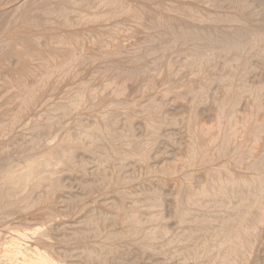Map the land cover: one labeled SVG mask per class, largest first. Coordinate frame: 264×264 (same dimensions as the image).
Here are the masks:
<instances>
[{"label":"bare ground","instance_id":"1","mask_svg":"<svg viewBox=\"0 0 264 264\" xmlns=\"http://www.w3.org/2000/svg\"><path fill=\"white\" fill-rule=\"evenodd\" d=\"M14 1L17 2V0H14ZM46 1L47 2H45L43 5L41 4L44 7H41L40 4H39L40 6L36 5L35 3L33 4V2H31L29 5L25 4L27 6L26 9H27L28 12L23 11V13H28V14H23V16L24 15H31L29 13L33 12L34 13L33 16L32 15H31L32 17L29 16L32 19L31 20L29 18V20H31L30 23L33 22V18L35 20L38 18L37 19V24H39L40 26L37 25L36 23H33V24H36L34 26L35 27L34 32H33V28H30V30H32V31H30V30L29 31L32 32V33H29L30 35H28L27 37L25 35H22V34H24V33H22L21 34L22 37H18L17 36V38H19V39H17L16 36H14V34H13L15 32V30L16 31L18 30V28L15 29V27H14L13 28L14 31H12V30L9 31L10 34H13V35H11L10 39L12 40V36H13L17 40L13 39L15 41H11V43L8 41L10 43V45H9V47H7L8 45L6 44L7 45L6 47L9 48L8 51L11 50V52H9V53H11L12 55L15 54L17 56L16 58L18 59V62L20 63L18 65H23V67H26L24 65L29 66L30 63L27 62V61H29L28 60L29 58H31L32 56H35V54H36L35 57L38 56L37 53H36L37 49H35L34 46H33V50H30L32 48V44L35 45L34 44V40H33L34 37L32 35H36V37L39 36L40 38L43 37V39H45L49 45L51 44L52 46L53 45L55 46V47H53L54 50L51 49L49 51L46 50V51H41V52L39 50L37 51L38 54H39V60L38 61L39 62H43V65L39 66V68H37V70L34 71V74L33 73L29 74L28 72L25 74L24 73V71L26 72L25 69H24V71H22L23 73H21V71H19V69H18V71L20 73L18 72L19 73L18 74L16 72L17 78H16V82H15V77L16 76L14 75L15 76L14 77L13 75H11L9 73L11 75L10 79L14 78L12 80V82L14 81V84H15L16 87H14V85H13L14 88L10 87V88L13 89L12 93L14 95H11V97L8 96V95L7 96L11 100H12L13 97H14V99H18L19 98L18 96H20L21 99L24 97L28 101L30 98H27V97H29V96H27V93L29 95V93L32 92V91H35V92L39 91L38 88H40L42 86L44 87V83H45L44 81L47 82V80H45V79L46 78L50 79L52 76H55V74H59V78L58 79H62L64 74L67 73V69H68L67 67H70V65L74 67L75 65L78 64V62H82L81 60L84 61V59H86L88 57L87 54H89V53H87V52L89 51L90 48L94 49L95 52L99 53L98 54L99 56H100V53H102L104 60H106V62L108 64H110L109 62H111V61L115 62L116 60L114 61V59L118 60V58L130 57V55L132 56L134 51H135V53H137L135 48H137L140 43H143L142 42L143 40H141L140 43L136 42L138 40H135V38L139 37V35H140L139 33H137V32H139L138 30H140L137 27L141 26V27L145 28L144 27L145 26L144 23L140 24V23H142L139 20L140 18L138 19V21L140 23L136 20L137 12H139L138 8H140V6H138V5L142 6L140 8L142 11H144L145 7H146V9L149 7L150 9L148 8L147 12L148 11L151 12V14H153V16L155 18L153 19L151 17L152 15H150V20L148 19V22L150 21L152 23V26L155 25L157 28H160V29L163 26L164 27L166 26L167 29H164V31L167 30L166 32L168 33V35L166 34V32L164 33V35L166 34V38H168L169 34H170V39H168V40H170V42L166 41L167 39L165 40V42H168V45L165 44V47H163L161 45V43L159 44L162 47V48L158 47V48H161L160 49L161 50V53H160L161 55L158 54L160 56V58H159V56H156V58H158V60L159 59L161 60V61L159 60V63L161 62V64L158 65V66H160L159 68H161V70L158 71V72H160L159 80L161 81V83L157 82V83H160V87L157 88V86L159 84L158 85L154 84V86H156L157 89L154 88L153 86L152 87L156 91L159 90V92L161 93V96L163 98H168L171 95H173L172 96L173 98L175 97L178 100L182 101L181 103H183V102L187 103V104L189 103L190 107H191L190 113L189 114L187 113L188 116L183 117L184 118L183 121L184 122L186 121V124H185L186 126L185 125L184 126L186 127V130H187L186 132H188V136L189 137L186 140L187 143L184 146L185 147L184 150H186V155H185L184 158L181 157L182 158V160H181L182 161V166H180L181 168H179L180 170L177 172V175L181 174L180 171L181 172H185V173H183L184 175H182V177L180 175V177H181V180H180L181 181V185L180 184L179 185L182 188H181V193L177 196L178 197L177 199L181 203L179 205H182V208H184V210H185L184 214L189 213L188 212V211H190L189 203L194 201V198H196V197L204 196L206 198V200L208 199L209 203H212V207H210L208 210H203L204 208L206 209L208 207V202L205 200L207 202V203L205 202L207 204V207L203 206L204 208L201 207V209L203 210V212H202V214H204L203 216H208V217H207V219H205V217L203 218V216L200 214V217L202 216L203 221H204L203 222L202 219L200 218L201 219L200 220V224L208 223V225L209 224L210 225L211 224L215 225V227L213 228L215 230V232H214L215 234L212 232L214 235L211 234L212 237H210V235H209V237L211 238L210 240L212 242H214V244H212L213 245V249L211 248L209 253L205 252V254L203 256H201V257L200 256H196L194 260L198 261V264L200 262H204L206 259L212 260L215 264H226L229 261H230L229 262V264H230L231 262H234L235 260L242 259V257H244V255H245L244 252L247 251L246 247L248 246L249 240H251V239L253 240L257 230L262 228L263 225H264V222H263V220H264V176L261 179L259 178L260 180L258 181L257 180L258 177L256 178V176H255L258 173L254 172V175H252L251 172L249 171V170H252L251 168H253V169L258 168L259 169V166H261V168H262L263 167L262 165H264V79H263L262 83L259 82L260 85H253L248 80V73H251L250 71H252L253 65L256 64L255 60L258 59V60H261V61L263 60L264 61V47H262V50H259L258 47H257L258 49H256V47H255L256 46L255 45L256 44L255 43L256 39L263 38V41H264V29H262L261 26H260L262 24V21L264 20V12H263L264 9H261V8H264L263 7L264 6L263 5L264 4V0H261V1H254V0H156V2H154V3H152V1H150V0H96L93 5L91 4L92 6L84 5L83 2L85 0L84 1L80 0L82 3L79 0H46ZM87 1H89V0H86L85 2H87ZM157 3H159L160 5L162 4L161 7L159 6L160 8L164 9L162 12H157L159 10L156 9L157 8L156 6H155L154 9L152 8V6L156 5ZM224 4H227L228 11L237 10L239 13L238 14H233L231 12H226L225 11L224 12L225 14H220V16H219L218 11L220 9H223V8L225 9V7H226L225 6V7L222 8V6ZM6 5L7 4L4 3V6H6ZM35 5L38 6V7H41V8H37V7H35ZM26 6H24V8ZM4 8H2V9L4 10ZM12 9H15V10H12ZM16 9L17 8H15L13 6V8L11 7L10 11L15 12L16 16L18 15L21 18L20 14H18V13H20L21 9L24 10L23 7L21 9H19L20 10L19 12H17L18 10H16ZM190 9H192L193 12H191ZM189 10H190V13H189ZM220 11L222 12V10H220ZM0 12L3 13V15L9 13V12L6 13V12H2V11H0ZM12 15L14 16V14H12ZM52 15L55 16V19L51 18ZM146 15H148V14H146ZM71 17H73L74 22L76 21L75 22L76 25L75 24L72 25L71 22H69V20L72 19ZM23 18L24 19H28V16H27V18H26V16L23 17ZM147 18H149V17L147 16L146 19ZM151 18H152L153 21L151 20ZM3 19L4 18H2L1 20L3 21ZM38 20H39V22H38ZM52 20H55L54 23H53ZM142 20H144V18ZM40 22H41V24H40ZM143 22H145V21H143ZM225 22L228 23L229 26H230L229 23L233 24L234 22H236V23H239L241 25V27L237 31H233L232 30L233 27H229L228 30H226V32L224 31L223 34L218 33L216 30L218 29V26H220V25L217 26V24L219 23V24L223 25ZM7 23H9V21H7ZM72 23H73V21H72ZM259 23H260V25H259ZM9 24L11 25V23H9ZM146 24H147V22H146ZM206 25H207V27H205ZM203 26L206 28L205 30H204ZM236 26H235V28H236ZM255 26H256V28L258 27L259 30L253 29V28H255ZM0 27H1V25H0ZM2 27H4V25H2ZM8 27L5 26L6 29H10ZM26 27H25V29H26ZM199 27L200 28L203 27V29H200ZM146 29L148 30V28H146ZM236 29H238V28H236ZM218 30H220V29H218ZM221 30H220V32H221ZM2 31L4 33H8L7 31H4V28L1 29V32ZM18 31H20V30H18ZM142 31H145V30H143V29L140 30V32H142ZM156 31H158V30L156 29ZM160 31H162V30H160ZM160 31H158V35H159ZM11 32H13V33H11ZM9 33L7 35H9ZM136 33L139 34L137 37L135 36V35H137ZM161 34H162V32H161ZM0 35H2V34H0ZM124 35L131 40V42H132L131 43L132 45L130 46L131 48L128 47L130 49H129V51L127 50V52L124 49H123L124 52H118L116 50L118 44H120V42L123 39H124L123 42L126 41V40H129L126 37L124 38ZM190 35L193 36V40L192 41H194V42H189L188 41L187 37L189 38ZM29 36H31V38H29V40H25L24 41V37H26V39H27ZM6 37H8V36H5V38ZM9 37L6 40L3 39L2 41L6 42L7 40H9ZM39 37H38V39H39ZM161 37L162 36H160V38ZM147 38H149V37H147ZM208 38L209 39L212 38V40H214L215 42L213 41L214 43H212L211 41H209V42H211L210 44H212V45H208V43L206 44V42L208 41L207 40ZM162 39L164 41V38H162ZM150 40H151V38H150ZM189 40H191V39H189ZM46 41L44 42V44L46 43ZM160 41H162V40L160 39ZM1 43H3V42H1ZM26 43H28V45ZM37 43H40L39 40L37 41ZM37 43H36V45H38ZM29 44L31 45V47L29 46ZM109 44H110V46H109ZM114 44L117 45V46H115ZM107 45H108V47L115 46L116 48L114 47L115 48L114 50L108 51L106 49ZM142 45H144V44H142ZM159 45H156V46H159ZM213 45H214V47H212ZM26 46L28 47V50L26 49L27 48ZM41 46H42V44H41ZM141 46H139L138 49L144 48V47H141ZM44 47H46V46L44 45ZM121 47H123L122 46V42H121ZM2 48H5V47H2ZM119 48H120V45H119ZM119 51H121V50H119ZM154 51L157 52L159 50H154ZM207 51L208 52L210 51L209 53H210L211 56L207 54ZM5 52H6V50H5ZM146 53H148V51ZM91 54H92V51H91ZM98 55H97V57L100 58ZM133 55L135 56V54H133ZM153 55H154V58H155V54H152L151 56H153ZM134 56H133V58H134ZM88 58L90 59V57H88ZM156 58L154 60L151 57V59H152L151 63L153 62V60L156 62V60H157ZM59 59H60L61 63L58 61ZM86 60H88V59H86ZM104 60H101L102 64H103ZM131 60H133V59H131ZM131 60H130V62H131ZM133 61H135V60H133ZM56 62L60 63L59 68H60V66H62L61 67L62 69L60 68V71L58 73H57L58 65L55 64ZM121 62H123V61H121ZM125 62H126V60H125ZM130 62H128V63H130ZM126 63H124L123 65H125ZM139 63H137V64H139ZM146 63L147 62H145V64ZM252 63H253V65H252ZM127 64H126L125 68L129 67V65L127 67ZM0 65L2 67V63ZM35 65H40V64L37 63ZM153 65H155V64H153ZM136 66H138V65H136ZM146 66H147V64H146ZM218 66L220 67V69L218 68ZM95 67H96V65H95ZM104 67L106 68L105 70L107 71V69H108L107 66L104 65ZM140 67L142 69L143 66H140ZM96 68H99V67H96ZM96 68H94V69H96ZM111 68L113 69L112 66H111ZM134 68H136V67H133L132 70ZM155 68H156V66H155ZM216 68L219 69V71H220L219 75H217L218 73L217 74L215 73V72H217ZM27 69H29V68H27ZM99 69L103 70V67L100 66ZM20 70H21V68H20ZM70 70L71 69H69V71ZM105 70H104V72H105ZM153 70H154V68L152 67V71ZM10 71H12V70H10ZM117 71H118V68H117ZM124 71H126V70H124ZM140 71H142V70H140ZM143 71H144V68H143ZM143 71L141 72L142 74H143ZM127 72H129V70ZM133 72H135V70ZM136 72H137V68H136ZM212 72L215 73L216 75L212 74ZM75 73H76V71H75ZM75 73H73V74L75 75ZM145 73H147V72H145ZM107 74L110 75L111 73L107 72ZM38 75H39L40 81L37 80V78H36V77H38ZM82 75H83V73H82ZM75 76H74V78H75ZM103 76H104V74H103ZM190 76H191V78L195 77V80L198 83L196 81H193V83L195 82L194 84L196 86L193 83H191L192 80H190V78H189ZM250 76H249V78H250ZM257 76H259V74H257ZM101 77H102V75H101ZM114 77L116 78V76H114ZM157 77L158 76H156V79H157ZM160 77H163L162 79H164V80L162 81L160 79ZM253 77H255V76H253ZM64 78H65V76H64ZM43 79H44V81H43ZM137 79H135V80H137ZM127 80H129V78ZM132 80H134V79H132ZM135 80L133 82H135ZM17 81H18V83H17ZM108 81H107V83H109ZM113 82H115V81H112V83ZM152 82H151V84H152ZM214 82H218L217 84H219V90L218 91H217V89L215 90V92L217 91L218 93H216V95H215L214 102L212 101L214 103L213 105H215L216 108H217V110L215 108V110L217 111V114L215 113V110H214V113L217 116L215 117V125H214V127H211V128H209L207 130V129H204V128H202L200 126L201 123L199 124L200 121H198L197 116L194 113V109L197 108L198 106H199V108H200V106H204L208 101H210L209 98H213V94L209 93V89L215 87V86L211 87V85ZM251 82H253L252 79H251ZM2 83H3V81H2ZM107 83L104 84V85L108 86ZM112 83H110V84H112ZM115 83H116L115 87L112 86L115 89L112 90L111 95L109 94L110 97L114 96V98L116 96L115 94H117L119 96L120 91L118 90V87L121 84L120 82H119L120 83L119 85L117 84V82H115ZM12 84L13 83H11V85H9V86H12ZM46 84H48V83H46ZM135 84H136V82H135ZM137 84H139V83H137ZM131 85H134V84H131ZM5 86H6L5 89L7 90L9 88L8 84L5 83L4 87ZM178 86H182L181 87L182 89H178ZM1 87H3V86H1ZM88 87L89 86L87 85L86 89L84 88L85 92H83L84 90L82 91L83 93H85V95L77 94L80 91L79 90L77 92V89H76V91L75 90H71L70 91V89H68V87H67L66 90L64 88H63L64 90L61 88L62 90L60 89V91H62V93L64 91H66V92H64L65 93V97H64V94H63V97H62V95L60 96V98H61L60 101H62L61 103L57 102L59 98L55 101V99H56L55 97L56 96L53 97V98H52V96H50L51 99L49 98L48 101L45 100L46 102L44 101L40 105H38L37 107L35 106L36 107L35 108L36 111H34L35 113H32V115H28V113H25V112L23 113L22 112V114H19L17 116L14 115L15 116L14 118L12 116L11 118H13V119L8 117L9 119H11L10 121H8L9 120L8 118H7L8 120H6L4 118V115H5L4 112H3V114L0 113V145L3 146V148L0 146L1 147L0 148L1 149L0 150V165H3V164L5 165V163L10 159V157H7L8 155L7 156L5 155V158H4L3 155H1V154H4V153L6 154L7 153V154L16 155L17 153L20 154L21 152H23V150L30 151V149H33L31 152H34L36 149L37 150H41L43 148V146L46 147V145H48L49 141L52 140V139L49 138L50 135L48 136V133L46 134V130L50 129V128L53 129V127H55L56 121H58V120H56V118L57 117H61V116L64 117L67 114L69 115V112L74 107L73 103L71 102L72 100L71 101L67 100V99H69L68 97L66 99V94L67 95L68 94L71 95V93L73 94L74 93L73 91H75L76 94L74 93L75 94L74 96L77 95L79 97L78 98L79 99L78 102H80V104L83 105L87 110L93 109V106H95V105H96V108L98 106L99 109H100V107L102 109L103 108L105 109V108H107V106L112 104V102L114 101V99L111 98V100L109 99V102H111V101L112 102L109 103V105H106V107H105V105H103L104 107H102V102L101 103L97 102L98 100L101 101L100 97H99L100 94H98V92L100 90L96 93V92L91 91L90 88H88ZM122 87H125V86H121V88ZM195 87H198V88L195 89ZM217 87H218V85H217ZM45 88H42V89H45ZM27 89L30 92L29 91L27 92ZM92 89H94V88H92ZM126 89H128V88H126ZM139 89L141 90L142 88H138L137 89V87H136V90H135L136 94L134 93L135 94L134 96H133V92L129 96H125V95L121 96V97L124 98V99L122 98V100H126V101L122 102L121 104L118 103L119 104L118 106L121 105L120 106L121 108L120 107H118V108H120V110H123V112L126 111L128 113L130 111V108H133L135 104L136 105L140 104V103H137V100H136V102L133 101L134 102L133 103L132 102V98L136 97L137 99H140V100H138V102H141L144 99V97H145L144 94L148 93V92H151V91H149L150 87H149V89H146V90L144 88L141 91ZM1 90H3V89H0V91ZM40 90H41V88H40ZM67 90H69V91H67ZM45 91H47V90H45ZM129 91H131V90H129ZM41 92H42V90H41ZM32 93H33V95L35 94L34 92H32ZM104 93H105V91H104ZM122 93H123V91H122ZM122 93L120 95H122ZM124 93H126V91H124ZM2 94H5V93H1L0 94V103L5 101V100H3L5 97L4 96L2 97ZM45 94L42 93V95H45ZM156 94H157V92H156ZM30 95H31V93H30ZM38 95H39V92H38ZM126 95H128V94H126ZM209 95H211L212 97H209ZM33 97H35V96H33ZM125 97H126V99H125ZM154 97H156V96H154ZM39 98H41V97H39ZM64 98L68 102H66L64 100ZM70 98H71V96H70ZM118 98L120 99V97H118ZM14 99H13V102H14ZM33 99H35V98H33ZM71 99H73V98H71ZM36 100H38V98ZM95 100H97V101H95ZM165 100H167V99H165ZM178 100H176V101H178ZM94 101L97 102V103L95 104ZM152 101H153V99H152ZM160 101H158L157 103H161L162 102V101L161 102ZM30 102H31V100H30ZM35 102H37V101H35ZM7 103H10V102H7ZM24 103H26V102H24ZM24 103H23V106H24ZM104 103H105V101L103 102V104ZM243 103L246 104V108H245V110H243V112L246 111L245 116L241 115L242 113L239 112L240 110L238 111V108L240 107V104H243ZM15 104H17V101L15 102ZM26 104L28 105V102ZM99 104H101V105L99 106ZM114 104L115 103H113V105H110L108 107L109 109L111 108L110 111H112L113 106H116V104L115 105ZM161 104H164V103L162 102ZM7 105H5V106L8 107ZM30 105L32 106V104H30ZM155 105H156V103H155ZM28 106L25 109H27ZM78 106H79V104H78ZM140 106H142V104L139 105V107ZM146 106H145V108H147ZM18 107H20V106H18ZM75 107H77V106H75ZM81 107L82 106H80V108ZM148 107H149V105H148ZM80 108H76V109L78 110ZM145 108H144V110H146ZM32 109H34V108H32ZM109 109L102 110V111H104L102 113H101L100 110H96L97 112L98 111L100 112L101 117H100V115H98L99 113H96V115L99 116V120L103 119V121H102L103 123H106V120L104 122V118L106 119L109 116H110L109 118H111V114L112 113L108 114L109 112L107 111ZM137 109H135V110H137ZM153 109H155L154 111L156 112V115L152 114V112H150L152 110H150L149 111L150 114L146 113L147 116L146 117L143 116L145 118L144 120L146 121V124L143 125V126L146 127L145 128L146 130L145 129L144 130H145V132L148 133L147 134L148 136L144 137L146 139L142 138L144 140V142H143L144 155H143V153L140 155V153L138 152L140 156H145L146 155V157H148V159H149L150 154L155 149L157 139L159 138V135H160L159 131L163 127H165L166 124H168V126H171V127L173 125V124L169 125L170 123H172V121L171 122L169 121L170 123H166V121H168V120H166L168 117L164 116V114H163V112L161 110V105H158V106H154L153 105ZM141 110H143V109H141ZM118 111H119V109H118ZM126 112H125V114H126ZM133 112H134V109H133ZM136 112H138V111H136ZM139 112H138V114L140 115ZM6 114H8V113L6 112ZM9 114H11V113H9ZM14 114H17V113H14ZM139 115H136V116H139ZM42 116H45L46 119L42 120V123H41L40 119H42ZM140 116H142V115H140ZM182 116H184V115H182ZM5 117H7V115H5ZM84 117H85V115H84ZM87 118H88V116H87ZM3 119H5V121ZM62 119H64V118H62ZM133 119H135V118H133ZM142 119H140V120H142ZM96 120L97 119H95V121ZM113 120H112V122H110V124L106 123V124H109V125H105L104 130L102 129L103 133H102V130L99 131V129H101L102 126L99 127V129L97 127H94V129L91 132H89V133L88 132H84V131L83 132L80 131L81 136L76 131L78 133L79 137H81L84 141L87 142L86 144H88V145H86L85 150H88V153L93 148H95L96 144L98 146L99 145L98 143L101 140H103V139H104V143L107 142V144L110 143L112 145V147L109 145V149L111 148V150H112L111 152H113V153L116 151V149H119L120 147L123 148L122 150L125 152V149L131 146V143L126 141L127 139L125 140L126 141V143H125V141L123 139L120 140V139H118V137H116V134L114 133L115 132L114 128L116 129L117 127L114 126V123H116V122H115V120L114 121ZM170 120H174V119H170ZM80 121H81V119H80ZM109 121L110 120L108 119L107 122H109ZM59 122H60V120H59ZM102 122H100V123H102ZM128 122H129V119H128ZM180 122H181V120H180ZM98 124L99 123H97L96 126H98ZM36 125H38V126H36ZM175 125L178 126L177 124H175ZM106 126H107V128H106ZM116 126H117V124H116ZM76 127H79V126H76ZM105 128H106V130H105ZM55 129H56V127H55ZM58 130H59V128H58ZM89 130H91V129H89ZM53 131H54V129L51 130L50 132H53ZM118 131H120V130H118ZM56 132H57V130H56ZM180 134H182V133H180ZM124 135L125 134H123V136H122L123 138H124ZM165 135H167V134H165ZM118 136H119V134H118ZM46 137L48 139H50V140L46 141L47 140ZM120 137H121V134H120ZM242 137L245 140L244 142L239 140V138L242 139ZM18 138L21 139V140L23 139L25 142L27 141V143L25 144L26 146H22V143L20 145V142L18 143V145H20L21 148L23 147L22 149H19V148L16 149V145H17L16 143H17ZM62 138H63V136H62ZM130 138L133 139L132 137H130ZM131 139L129 141H131ZM139 139L141 140V137L138 138V140ZM23 140H22V142H24ZM66 140H67V138H66ZM168 140H169V138H168ZM254 140H257V142H259L261 144L260 150H259V148H254V147L258 146L257 145L258 143L256 141H254ZM68 141L69 140H67V142ZM135 141H137L136 138H135ZM159 141L160 140H158V142ZM239 141H241L243 143H240ZM253 141L255 142L256 146L253 144L254 143ZM61 142H63V141L61 140ZM74 142L76 143V141H74ZM74 142H72V143H74ZM101 142H103V141H101ZM68 143H70V142H68ZM250 143L252 145H254V147H253L254 149H251L250 147H247L248 144H250ZM44 144H46V145H44ZM80 144H81V142H80ZM80 144H78V145H80ZM129 144H130V146H129ZM56 145L57 144H55V146ZM66 145H65V148L67 147ZM81 145H83V144H81ZM81 145H80V147H81ZM252 145H249V146H252ZM141 146L142 145H140V148H142ZM17 147H19V146H17ZM101 147H100V150H101ZM133 147H134V145H133ZM173 147H174V145H173ZM68 148H70V146H68ZM97 148L94 149V150H97ZM229 149H231V152H234V156L233 157L235 159L233 157H231L229 159V160L232 159L231 162L229 163V162L226 161L227 164H224L225 166L222 165L224 168L221 166L220 167V169L222 168L221 170L217 169V168H219L218 166H217V168H214V169H212L210 171L208 170L209 173H206V170L203 169L205 171L204 174L206 176L203 175L204 178L202 180L205 181V182H203L202 180L201 181L203 183H205V185L203 184L201 186V184H200V188L198 187L199 189H196L197 191L194 190L196 187L194 188V187H192L193 184L191 185V183L193 182L192 179L194 178V174L199 172L198 170L206 165V162H208L207 159H209V158L213 159L212 158L213 154L214 155L217 154V157H218L219 156L218 153H220V154H221V152L227 153V151L230 153ZM17 150H19V151H17ZM37 150H36V152L38 154ZM70 150H68L66 152L63 150V152L57 153L58 155H56V157H54L52 155L54 157L53 159H55L54 161H51V160H48V159H43V160L39 161L40 160L39 158H37L39 160L36 159L37 161L36 160L34 161V160L31 159L32 156L31 157L29 156L30 157L29 158L30 159V164H28V162H27L28 165L25 164L28 167L27 169H26V167H25V170H24V168L22 169V167H21V169H20V167H19V169H14L16 167L13 166V169H11V171H9L10 172L9 174L6 172L7 173V177L4 178V180H3L4 183H5V180H7L9 176H11V177L13 176V178L16 176V178L15 179L10 178L13 181L10 180L11 181V182L9 181L10 183L6 181L7 182L6 185L3 184V186H0V230L2 232H10L9 233L10 236L9 235L7 236L9 238L6 237L7 240H6V242H4V244H5L4 247L6 246V248L2 247L3 248L2 251H4V252L0 253V256H1V254L4 253V255H2V257H0L1 260H2V258H4V261L8 262L9 264H60L61 262L64 261V260L62 261L60 259V261H61L60 262V261H58L59 259H57V257L59 255H57V250H56L55 245L52 242L51 237H50V232H51L50 229L52 227H50V229H49V227H47V228H45V230H41L43 228L42 226L45 224V222L43 224H40L41 223L40 222L39 224L37 223V224L33 225V227L31 225L26 227V225H25V227H26L25 228L24 225L21 226L22 225L21 223L19 225L15 224L13 221H11V219H12L13 216L15 217V215H18V216H20L19 218H21L20 221L23 222V223L24 222L26 223V221L28 220L29 217H33V220H34V217L38 216V215L43 217V218L44 217H49L50 214H49L48 211L39 210L40 211L39 212V211H36V209H34L33 206L35 204L33 203L34 201H31V200H33V198L31 199V197L33 196V194H37V193H33L32 190H34V192H35V190H37L36 188L38 186H40V183H43L44 181H48V179H50L49 178V174L50 173L53 174L52 171L55 170V168L59 169V167H62V165L66 166L67 163L68 164L70 163L69 165H71V155H72L71 153L76 151V150H74V151H70ZM128 150H129V148H128ZM6 151L12 152V153H8ZM56 151H59V150L57 149ZM119 151H120V149H119ZM130 151H128V152H130ZM133 151L135 152L134 149H133ZM96 152L97 151H95V153ZM116 152H115V155H114V156H116L115 158H117V155L119 154V153L117 154ZM120 152H122V151H120ZM113 153H112V156H113ZM208 153L212 154L211 157L209 156V158H208V155H207ZM54 155H55V153H54ZM120 155H121V153H120ZM109 156H106V157H109ZM124 156L126 157L125 153H124ZM1 157H3V158H1ZM99 157H100V155L98 156V158ZM134 157L135 156H133L131 158L133 159ZM138 157H137V159H138ZM146 157H144V158H146ZM156 157H157V155H156ZM243 157H245L247 159V161H246V162H248L247 166H245V164H247L246 162H245V164H243V162H244L243 161V159H244ZM18 158H20V157H18ZM93 158H95V157H93ZM128 158L126 157L127 161L129 160ZM218 158L222 159V156L221 157L219 156ZM29 159H27V160H29ZM14 160H16V159H14ZM31 161H32V163H31ZM211 161H213V160H210V162ZM97 162H101V161L99 160ZM121 162H123V161H121ZM212 163L213 162H211V164ZM72 166H73V164H72ZM169 166L167 167L168 169H169ZM113 167H115V166H113ZM248 167H251V168L249 170H245V168H248ZM5 168H7V166ZM66 168H68V166ZM211 168H213V167H211ZM160 169H161V167H160ZM168 169H165V172L163 171L162 173H164L165 175H168V173H169V175L171 176V174H172V173H170L171 170H168ZM170 169H171V167H170ZM173 170H175V169H173ZM200 171H202V170H200ZM204 171H202V173ZM262 171L264 172V170H262ZM158 173L160 174L159 171H158ZM158 173H157V175H158ZM162 173H161V176H162ZM263 174L264 173H262V175ZM155 175H156V173H155ZM173 175H175V174L173 173ZM200 175H201V173H200ZM53 176H54V174H53ZM197 176L198 175H196V177ZM116 177L119 178L118 175H116ZM2 178H0L1 179L0 183L2 182ZM156 179H158V178H156ZM116 181H118V180L116 179ZM120 181H122V180H120ZM159 182H161V181H159ZM159 182H158V184H159ZM44 183H46V182H44ZM194 183H195V181H194ZM112 184H115V182L112 183ZM117 184H119V182ZM47 186H48V184H47ZM114 187H113V189H114ZM179 189L180 188H178L177 191H179ZM114 192H117V191H114ZM114 192L112 190L111 193H114ZM203 198H201V199H203ZM177 199H175V200H177ZM250 199H252L251 202H250ZM224 200H225V202H224ZM148 201H150V200H148ZM212 201H214V203H217V205L214 204ZM194 204H196V203H193V206H194ZM213 204L215 206H213ZM156 207L157 206L154 204V210H158L159 209V207H158V209ZM36 208H38V207H36ZM152 208L153 207H151V209H150L151 211L153 210ZM196 208H197V206H196ZM240 208H245L246 211H244L243 213H240ZM150 210H149V212H150ZM191 210H192V208H191ZM52 211L53 210H51V212ZM127 211H130V210H127ZM180 212H181V210H180ZM182 212H183V210H182ZM152 213H154V212L152 211ZM181 213H180V215H181ZM197 213H199V212H197ZM154 215H155V213H154ZM197 215H199V214H197ZM184 216L188 217V215L187 216L184 215ZM41 217H39V218H41ZM185 217H183V215H182V217H180V219L181 218L183 219ZM194 217H196V216H194ZM189 218L191 219L190 216H189ZM15 219H17V217ZM43 220H45V218ZM151 220H153V221H149V223L152 222V226H156L159 223V221H160V219L158 218V215L155 216L154 219L152 218ZM130 221L131 220H129V222ZM182 222H184V221H182ZM149 223H148V225L150 226ZM185 223H183V224H185ZM129 224H132V223H129ZM192 224H193V222H192ZM210 225H209V227H210ZM35 226H36V228H34ZM75 227H77V226H75ZM79 227H81V226H79ZM204 227H206V226H204ZM157 228H155V229H157ZM137 229H135L136 232H137ZM148 229L152 230L153 227L152 228L148 227ZM200 229L203 230L204 228L203 229L200 228ZM138 230H140V231H138L137 233L134 231L135 234H137V237H136L134 242L136 244L140 245L141 250L142 249L148 250V249L152 248L153 243L146 242V240L149 237V235L147 233L151 232V231H148L146 233L147 235H144L143 233H145V231H147L146 229H144L145 231L143 230L144 231L143 233H142L141 229H138ZM191 230H192V228H191ZM201 230H198V232L201 231ZM97 231L99 232V230H97ZM210 231H211V229L208 232H210ZM100 232H101V230H100ZM201 232H203V231H201ZM4 234H6V233H4ZM167 234L169 235V233H167ZM181 235H182V233H181ZM62 236H63V234H62ZM2 238H4V237H2ZM94 238H93V240H94ZM96 238H97V242L98 243L104 244L102 242V240H104V237H101V234L97 235ZM161 238H164V236L161 237ZM161 238H160V240H162ZM78 239H80V238H78ZM202 239H203V236H202ZM1 241H2V239H0V243H1ZM69 241L70 240H68V243H69ZM78 241L80 242L81 240H78ZM65 242H67V240ZM75 242H73V243H75ZM261 242L263 243L264 241H261ZM167 243H169V241H167ZM206 243H207V241H206ZM2 244H3V242H2ZM2 244H0V250H1V245ZM59 244H61V243L59 242ZM65 245H66V243H65ZM176 246H177L176 243L171 244V246H170L171 247L170 248L171 251L178 250L179 248L176 249ZM75 247H76V245H75ZM59 248H60V246H59ZM99 249H98V252H101V251H99ZM158 249H160V248H158ZM204 249H203V251H204ZM60 251H61V249H60ZM60 251L58 250V252H60ZM150 251H151V249H150ZM68 252H70V251H68ZM104 252H107V251L104 250ZM187 252H188V250H187ZM200 253L202 255L203 252H200ZM246 253L248 254V251ZM196 254H197V252L195 254H193V255L195 256ZM68 255L69 254H67V253L65 254L67 259L69 257ZM71 255L72 254H70V257H71ZM100 255L102 256L103 253L100 254ZM249 255H251V254H249ZM194 256H193V258H194ZM59 258H60V256H59ZM72 258H74V257H72ZM172 258H173V256H172ZM249 258H250V256H249ZM71 260H73V259H71ZM242 260H244V259H242ZM246 260H248V259H246ZM94 262H95V260H94ZM243 262H245V261H243ZM1 263H2V261H1ZM8 263H6V264H8ZM66 263H68V262H66ZM97 263H99V262H97ZM235 263H236V261H235ZM102 264H103V262H102Z\"/></svg>","mask_w":264,"mask_h":264},{"label":"rangeland","instance_id":"2","mask_svg":"<svg viewBox=\"0 0 264 264\" xmlns=\"http://www.w3.org/2000/svg\"><path fill=\"white\" fill-rule=\"evenodd\" d=\"M14 0H0V11H2V12H6V13H8V14H5V15H3V13H1L0 12V18L2 19V18H4L3 19V21L1 20L0 21V25H1V27H2V25H4V27H2V28H4V31H7L8 33H9V31H14V27H15V29H17L18 28V30H20V31H16L15 30V32L13 33V32H11V33H13L14 34V36H16V38H17V36L18 37H22V35H25L26 37L28 36V35H30L29 33H32V32H30V31H32V30H30V28H33V32H34V29H35V25L37 24V19L35 20L34 18H33V22L32 23H30L31 22V17L33 16V12H31V13H29V14H31V15H24L23 16V14H28V13H23V11H25V12H28L27 11V4L29 5L31 2H33V4L35 3L36 5H38V6H40L41 4L43 5L45 2H47L46 0H17V2L16 1H14ZM80 1V0H79ZM82 1H84V0H82ZM86 1V0H85ZM83 2L84 3V5H87V6H92L94 3H95V1L96 0H89V1H87V2ZM150 1H152V3H154V2H156V0H150ZM254 1H261V0H254ZM81 2V1H80ZM4 3H6L7 5L6 6H4ZM82 3V2H81ZM9 4V5H8ZM26 4V5H25ZM40 4V5H39ZM92 4V5H91ZM12 5V6H11ZM35 5V7H37V8H41V7H44V6H42L41 5V7H38V6H36ZM162 5V4H161ZM161 5L159 4V3H157L156 5H154V6H152V8L154 9L155 8V6L157 7L156 9L157 10H159V11H157V12H162L164 9H162V8H160L161 7ZM264 5V4H263ZM2 6V7H1ZM9 6V7H8ZM13 8V6L15 7V8H17L16 10H18L17 12H19L20 10L19 9H21L22 7H23V9L24 10H22L21 9V11H20V13H18V14H20V16H21V18L17 15L16 16V13L15 12H13V11H10V9H11V7ZM21 6V7H20ZM24 6H26L25 8H24ZM138 6H140V8L142 7L141 5H138ZM160 6V7H159ZM226 6V7H225ZM5 7V8H4ZM163 7V6H162ZM223 7H225V9L223 8ZM227 4H224L223 6H222V8L224 9H220V10H222V12L219 10L218 11V14H219V16H220V14H225L224 12L226 11V12H231V13H233V14H238L239 12L237 11V10H230V11H228V9H227ZM264 7V6H263ZM2 8H4V10L2 9ZM140 8H138V11L139 12H137V15H136V20L138 21V19L140 20V22H142V23H140L139 21V23L140 24H143L144 23V27L145 28H143V27H137L138 29H140V30H145V31H142V32H140V30H138L139 32H137V33H139V34H137V35H135L136 37L139 35V37H137V38H135V40H138V41H136V42H141V40H143L142 42L143 43H140L141 45L142 44H144V45H140L139 44V46H141V47H144V48H140V49H138L139 48V46L137 47V48H135V50H136V52L137 53H135V51H134V53L133 54H135V56L132 54V56L130 55V57H126V58H118V60L117 59H114V61L115 62H113V61H111V62H109L110 64H108L107 62H106V60H104V58H103V55H102V53H100V56L98 55L99 53H97V52H95L94 51V49H92V48H90L89 49V51L87 52V53H89V54H87L88 55V57H90V59L87 57L86 59H88V60H86V59H84V61L83 60H81L82 62H78V64L77 65H75L74 67L73 66H71L70 65V67H67L68 69H67V73H65L64 74V76H65V78H64V76L62 77V79H58L59 78V74H55V76H52L50 79H45V80H47V82L46 81H44V79H43V81L45 82H43L44 83V87L42 86V87H40L41 88V90H42V92H41V90H40V88H38V90L39 91H32V92H34L35 94L33 95V93L32 92H30L28 89H27V92L29 91L30 93H31V95H30V93H29V95H28V93H27V96H29V97H27V98H30L28 101H27V99H25L24 97L21 99V97L20 96H18L19 98V100L18 99H14V97L12 98V100L8 97V96H10L11 97V95H14L13 93H12V88H14V87H16L15 86V84H14V81L12 82V80L14 79H10L11 78V75H17L16 74V72L18 73L19 71H21V73H23L22 71H24V69L26 70V72L24 71V73L26 74L27 72L29 73V74H34V71H36L37 70V68H39V66H41V65H43V62H39L38 60H39V54H38V50L41 52V51H46V50H51V49H53L54 50V48L53 47H55L54 45L52 46L51 44L49 45L48 43H47V41L45 40V39H43V37H39L38 35V37H39V39H38V37H36V35H32L34 38H33V40H34V44L35 45H33L32 44V48L30 49V50H33V46L35 47V49H37L36 50V53H37V57H35L36 56V54H35V56H32L31 58H29L28 60L29 61H27V62H29L30 64H29V66H27V65H24V66H26V67H23V65H18V64H20L19 62H18V59L16 58L17 56L15 55V54H11V53H9V52H11V50L10 51H8V49L9 48H7V47H9V45H10V43H11V41H15V40H17V39H19V38H17V39H15L13 36H12V40L10 39L11 38V35H13V34H10L9 33V35H7L8 33H4L3 31L1 32V27H0V34H2V35H0V64L2 63V67H1V65H0V89H5L6 88V86L4 87V84L5 83H7L8 84V89L5 91H3V90H1L0 91V94L1 93H5V94H2V97L4 96L5 98L3 99V100H5L4 102H1L0 103V113L1 114H3V112H4V114L5 115H7V117H5V115H4V118L6 119V120H8L9 118H11L12 116H13V118L15 117L14 115H19V114H22V112L24 113H28V115H32V113H35L34 111H36V107L38 106V105H40L42 102H44L45 100L46 101H48V99L50 98L51 99V97L50 96H52V98L53 97H55L54 99H55V101L58 99V101L57 102H59V103H61L62 101H60V96L62 95V97H63V94H64V97H65V93L64 92H66V91H64L63 93H62V91H60V89L62 88H64L65 90L67 89V87H68V89H70V91L71 90H75L76 91V89H77V94H79V95H85V93H83V92H85V89H86V87H87V85L89 86L88 88H90V90L91 91H93V92H98L99 90V92H98V94H100V100L101 101H99L98 99V101L97 100H95V101H97V102H102V107H104L103 105H105V107H106V105H109V103H111V102H109V99L111 100V98L112 99H114V101L112 102V104H110V105H113V103H115L116 104V106H113V108H112V111H110V109L108 108L109 106H107V108H101L100 107V109L98 108V106H97V108H96V103L97 102H95L94 101V105L95 106H93V109H91V110H87L83 105H81L80 104V102H78L79 101V97L76 95V96H74L76 93H75V91H73L74 93L72 94L71 93V95H67L66 94V99H67V97L69 98V99H67V100H72L71 102L73 103V108H72V110L74 111H70L69 112V115L67 114L66 116H61V117H57L56 118V120H58V121H56V123H55V127H56V129H55V127H53V129H54V131L53 132H50L51 130H53L52 128H50V129H47L46 130V134L48 133V136L50 135V137L49 138H51L52 140H50V139H48L47 137H46V141H49V143H48V145H46V144H44V145H46V147L45 146H43V148L41 149V150H37L38 151V154H37V152H36V150L34 151V152H31L33 149H30V151H26V150H23V152H21L20 154L19 153H17L16 155H14V154H1V155H3V157L5 158V155L7 156V157H10V159L5 163V165L3 164V165H0V178H2V184L0 183V186H3V184H7V182H9L10 180L11 181H13L12 179H15L16 178V176L13 178V176L11 177V176H9L8 177V179L7 180H5V183L3 182V180H4V178H6L7 177V173L9 174L10 172L9 171H11V169H13V166H15L16 168H14V169H19V167H20V169H21V167H22V169L24 168V170H25V167H26V169L28 168L26 165H28V164H30V157L32 156V160H36L37 158H39V159H37V160H39V161H41V160H43V159H48V160H51V161H54L55 159H53L54 157H56V155H58L57 153H61V152H63V150L66 152V151H68V150H70V151H74V150H76V151H74V152H72L71 154V165H69L68 163H67V165L66 166H63L62 165V167H59V169L58 168H55V170H53L52 171V173L54 174V176H53V174H49V178L50 179H48V181H44V182H46V183H40V186H38L36 189L37 190H35V192H34V190H32L33 191V193H37V194H33V196L31 197V199L33 198V200H31V201H34L33 203L35 204H33L34 206V209H36V211H39V210H43V211H48L49 212V217H44L45 218V220H43L44 218L43 217H41V216H39V217H41V218H39L38 216H35L34 217V220H33V217H29L28 218V220L26 221V223L24 222H21L20 221V219L21 218H19L20 216H18V215H15V217L13 216L12 217V219H11V221H13L15 224H22L21 226H23L24 225V227H25V225H26V227L27 226H29V225H31L32 227H33V225H35V224H39L40 222V224H43L44 222H45V224L42 226L43 228L41 229V230H45V228H47V227H49V229H50V227H52L51 229H50V237H51V240H52V242L54 243V245H55V248H56V250H57V255H59L60 256V258H59V256L57 257V259H59L58 261H60V259L63 261V262H59L60 264H102V262H103V264H198V261H195L194 259H195V257L196 256H203L204 254H205V252L206 253H209V251L211 250V248L213 249V245L212 244H214V242H212L210 239V237H212V235L211 234H213L214 232H215V230L213 229L214 227H215V225H213V224H209L210 225V227H209V225H208V223H204V224H200V220L202 219V221H203V218L205 217V219H207V217L208 216H203L204 214H202V212H203V210H208L210 207H212V203H209L208 202V199L206 200V198L204 197V196H201V197H196V198H194V201H192V202H190L189 203V209H190V211H188L189 213H187V214H184L185 213V210H184V208H182V205H179V204H181L180 203V201L177 199L178 197V195L181 193V177H182V175H184L183 173H185V172H181L180 171V173L181 174H178L177 175V172L180 170L179 168H181L180 166H182V158H184L185 157V155H186V150H184V146H185V144L187 143V139H188V132H186L187 130H186V121L184 122L183 121V117H186V116H188L187 115V113L189 114L190 113V109H191V107H190V104L188 103H181L182 101H180V100H178L177 98H173L172 96L173 95H171L170 97H168V98H163L162 96H161V93L159 92V90L158 91H156L154 88H156V86H154V84L155 85H158L157 86V88H159L160 87V83H161V81L159 80V76H160V72H158V71H160L161 70V68H159L160 66H158L159 64H161V62L159 63V60H158V58H156V56H159V55H161L160 53H161V45L163 46V47H165V44H167L168 45V42H170V40H168V39H170V34H169V37L168 38H166V34L168 35V33L166 32L167 30H165L164 31V29H167V27L165 26H163L161 29L160 28H157L154 24V26H152V23L149 21L148 22V19L150 20V15H152L151 17L154 19L155 17L153 16V14H151V12H147V10H148V8L146 9V7H145V9H144V11H142ZM9 11H8V10ZM150 9V8H149ZM261 9H264V8H261ZM12 10H15V9H12ZM141 10V11H140ZM191 10V12H193L192 11V9H190ZM190 10H189V13H190ZM8 11V12H7ZM209 11V10H208ZM211 11V10H210ZM263 11V10H262ZM22 12V13H21ZM30 12V11H29ZM264 12V11H263ZM14 14V16L12 15V14ZM144 13V14H143ZM22 14V15H21ZM141 14V15H140ZM146 14H148V15H146ZM3 15V16H2ZM11 15V16H10ZM144 17H143V16ZM26 16V18H27V16H28V19H24L23 17H25ZM29 16H31V17H29ZM149 17V18H147L146 19V17ZM142 17V18H141ZM29 18L31 19V20H29ZM51 18L52 19H55V16H51ZM72 19L71 20H69V22H71V24L73 25V24H75L76 25V21L74 22V20H73V17H71ZM144 18V20H142ZM152 18H151V20H152ZM35 20V21H34ZM40 20V19H39ZM39 20H38V22H39ZM7 21H9V23H11V25L9 24V23H7ZM53 21V23H54V21L55 20H52ZM72 21H73V23H72ZM143 21H145V22H143ZM153 21V20H152ZM28 22V23H27ZM146 22H147V24H146ZM33 23H36V24H33ZM151 23V24H150ZM40 24H41V22H40ZM70 24V23H69ZM150 24V25H149ZM223 24V23H222ZM230 24V26L228 25V23H224L223 25H221V24H217V26L218 25H220V26H218V29H222L221 30V32H220V30H216L218 33H220V34H223L224 33V31L226 32V30H228V28L229 27H233V31H237V30H239L240 29V27H241V25L239 24V23H236V22H234L233 24H231V23H229ZM22 25V26H21ZM29 25V26H28ZM37 25H39V24H37ZM226 25V26H225ZM232 25V26H231ZM236 26V28H238V29H236L235 28V26ZM259 25H260V23H259ZM5 26L6 27H8V28H10V29H6L5 28ZM27 26V27H26ZM31 26V27H30ZM40 26V25H39ZM261 26V28L262 29H264V20L262 21V24L260 25ZM24 27V28H23ZM25 27H26V29H25ZM29 27V28H28ZM37 27V26H36ZM204 27V26H203ZM203 27H199L200 29H203ZM205 27H207V25L205 26ZM204 27V30L206 29ZM223 27V28H222ZM12 28V29H11ZM23 28V29H22ZM146 28H148V30L146 29ZM158 30V31H160V30H162V31H160L159 32V35H158V31H156V29ZM260 28V27H259ZM260 28V29H261ZM224 29V30H223ZM253 29H255V30H259L258 29V27L256 28V26H255V28H253ZM30 30V31H29ZM147 30V31H146ZM152 33H151V32ZM20 32V33H19ZM145 32V33H144ZM161 32H162V34H161ZM166 32V34L164 35V33ZM4 33V34H3ZM22 33H24V34H22ZM26 33V34H25ZM150 33V34H149ZM156 33V34H155ZM6 34V35H5ZM18 34V35H17ZM21 36H20V35ZM148 36H147V35ZM156 36H155V35ZM4 35V36H3ZM122 35V34H121ZM154 35V36H153ZM3 36V37H2ZM5 36H10L9 37V40H7L6 42L5 41H2L3 39L4 40H6L8 37H6L5 38ZM123 36V35H122ZM141 36V37H140ZM160 36H162L161 38H160ZM26 37H24V41L25 40H29V38H31V36H29L27 39H26ZM126 36L124 35V38H125ZM147 37H149V38H147ZM37 38V39H36ZM127 38V37H126ZM150 38H151V40H150ZM153 38V39H152ZM155 38V39H154ZM159 38V39H158ZM162 38H164V41H163V39ZM13 39H15V40H13ZM44 41H43V40ZM127 39H129V38H127ZM140 39V40H139ZM158 39V40H157ZM160 39L162 40V41H160ZM167 39V40H166ZM187 39H188V41L189 42H194V41H192L193 40V36L192 35H190L189 36V38L187 37ZM186 39V40H187ZM189 39H191V40H189ZM39 40V42L40 43H37V41ZM124 40V39H123ZM123 40L121 41L122 42V46L123 47H121V42H120V44H118V46L117 45H115V46H117V48L115 47V46H111V47H108V45L106 46V49L108 50V51H112V50H114L115 48H116V50L118 51V52H124V50L127 52V50L129 51V49L131 48L130 46L132 45L131 43V40L129 39V40H126V41H124L123 42ZM134 40V41H135ZM165 40L166 41H168V42H165ZM195 40V39H194ZM208 40V41H207ZM206 41V44L208 43V45H212V44H210L211 42L212 43H214L215 41L214 40H212V38H208ZM10 43H9V42ZM46 41V43L44 44V42ZM147 41V42H146ZM156 41V42H155ZM209 41H211V42H209ZM214 41V42H213ZM263 43H262V42ZM1 42H3V43H1ZM9 44H8V43ZM27 42V41H26ZM128 42V43H127ZM36 43L38 44V45H36ZM126 43V44H125ZM155 43V44H154ZM161 43V45H159ZM255 47H256V49H258L259 48V50H262V47H264V41H263V38H261V39H256L255 40ZM8 46H7V45ZM25 44V43H24ZM27 45H28V43H26ZM31 44V43H30ZM29 44V46L31 47V45ZM41 44H42V46H41ZM47 44V45H46ZM135 44V43H134ZM164 44V45H163ZM170 44V43H169ZM3 45V46H2ZM44 45L46 46V47H44ZM49 45V46H48ZM112 45V44H111ZM119 45H120V48H119ZM126 45V46H125ZM156 45H159V46H156ZM7 46V47H6ZM48 46V47H47ZM109 46H110V44H109ZM127 48H125V47ZM153 46V47H152ZM2 47H5V48H2ZM27 47V46H26ZM29 47V48H30ZM115 47V48H114ZM128 47H130V48H128ZM157 47V48H156ZM158 47H161V48H158ZM212 47H214V45L212 46ZM258 47V48H257ZM151 48V49H150ZM2 49V50H1ZM27 50H28V47L26 48ZM34 49V50H35ZM124 49V50H123ZM145 49V50H144ZM159 50V51H154V50ZM5 50H6V52H5ZM115 50V51H116ZM119 50H121V51H119ZM139 52H138V51ZM150 50V51H149ZM153 50V51H152ZM8 51V52H7ZM91 51H92V54H91ZM148 51V53H146ZM210 52V51H209ZM208 51H207V54L208 55H210V53H209ZM41 54V53H40ZM150 54V55H149ZM152 54H155V58L157 59L156 60V62L154 61L155 60V58H154V55L153 56H151ZM159 54V55H158ZM96 55V56H95ZM97 55L100 57V58H98L97 57ZM140 55V56H139ZM148 55V56H147ZM14 56V57H13ZM133 56H134V58H133ZM147 56V57H146ZM150 56V57H149ZM211 56V55H210ZM143 57V58H142ZM151 57H152V59H154L153 60V64H155V65H153L152 63H151V61H152V59H151ZM2 58V59H1ZM133 59V60H135V61H133V60H131V59ZM159 58H160V56H159ZM34 61H33V60ZM101 60H104L103 61V64L105 65V66H107V71L105 70L106 68L104 67V65L102 64V61ZM125 60H126V62L128 61V62H130V60H131V62L130 63H126L125 62ZM140 60V61H139ZM255 60V59H254ZM253 60V61H254ZM33 61V62H32ZM60 63H61V61H60V59L58 60ZM121 61H123V62H121ZM138 61V62H137ZM158 61V62H157ZM161 61V60H160ZM256 62V64H254L253 65V63H252V65H253V67H252V71H250L251 73H248V80H249V82L251 83V84H253V85H260V83H262V81H263V79H264V61L262 60H258V59H256L255 60ZM258 61V62H257ZM35 62V63H34ZM59 62H56L55 64L56 65H58V69H57V73L60 71V68L62 67V66H60V68H59V65H60V63ZM106 64H105V63ZM140 62V63H139ZM145 62H147L146 64H147V66H146V64H145ZM37 63H39L40 65H35V64H37ZM58 63V64H57ZM124 63H126L127 64V67H128V65H129V67L128 68H125V66H126V64L125 65H123ZM137 63H139V64H137ZM142 63V64H141ZM145 65H144V64ZM28 64V63H27ZM100 64V65H99ZM131 64V65H130ZM141 64V65H140ZM79 65V66H78ZM85 65V66H84ZM92 67H91V66ZM95 65H96V67H99L100 68V66L101 67H103V70L101 69H99V68H96L95 67ZM99 65V66H98ZM103 65V66H102ZM136 65H140V66H143L142 67V69H141V67L139 66H136ZM251 65V66H252ZM258 65V66H257ZM20 66V67H19ZM22 66V67H21ZM81 66V67H80ZM88 66V67H87ZM110 68H109V67ZM111 66L113 67V69L111 68ZM119 66V67H118ZM145 66V67H144ZM155 66H156V68H155ZM158 66V67H157ZM34 67V68H33ZM90 67V68H89ZM116 67V68H115ZM131 67V68H130ZM133 67H136L137 68V72H136V68H134L133 70H132V68ZM148 67V68H147ZM152 67L154 68V70L152 71ZM20 68H21V70H20ZM27 68H29V69H27ZM78 68V69H77ZM94 68H96V69H94ZM117 68H118V71H117ZM130 68V69H129ZM143 68H144V71H143ZM218 68L220 69V67L218 66ZM259 68V69H258ZM17 69V70H16ZM18 69H19V71H18ZM23 69V70H22ZM62 69V68H61ZM69 69H71L70 71H69ZM90 69V70H89ZM94 69V70H93ZM157 69V70H156ZM217 69V68H216ZM219 69H217L216 71L217 72H215L217 75H219L220 74V71H219ZM10 70H12V71H10ZM42 70V69H41ZM78 70V71H77ZM85 72H84V71ZM100 70V71H99ZM104 70H105V72H104ZM121 70V71H120ZM124 70H126V71H124ZM129 70V72H127ZM135 70V72H133ZM140 70H142L143 71V74L141 73L142 71H140ZM148 70V71H147ZM258 70V71H257ZM14 71V72H13ZM69 71V72H68ZM75 71H76V73H75ZM90 71V72H89ZM93 71V72H92ZM113 71V72H112ZM120 71V72H119ZM132 73H131V72ZM139 71V72H138ZM155 71V72H154ZM254 71V72H253ZM79 72V73H78ZM88 74H87V73ZM101 74H100V73ZM107 72H109V73H111L110 75L109 74H107ZM119 72V73H118ZM124 72V73H123ZM145 72H147V73H145ZM154 72V73H153ZM261 72V73H260ZM8 73V74H7ZM11 75H10V74ZM20 73V72H19ZM18 73V74H19ZM73 73H75V75L73 74ZM82 73H83V75H82ZM92 73V74H91ZM98 75H97V74ZM126 73V74H125ZM158 75H157V74ZM211 73V72H210ZM215 73H213L212 72V74H214V75H216ZM79 74V75H78ZM103 74H104V76H103ZM118 76H117V75ZM128 74V75H127ZM140 74V75H139ZM149 74V75H148ZM155 74V75H154ZM252 76H250V75ZM257 74H259V76H257ZM28 75V74H27ZM58 75V76H57ZM91 75V76H90ZM101 75H102V77H101ZM130 75V76H129ZM151 75V76H150ZM8 78H7V77ZM10 76V77H9ZM14 76V77H15ZM74 76H75V78H74ZM114 76H116V78L114 77ZM126 76V77H125ZM134 76V77H133ZM138 76V77H137ZM156 76H158L157 77V79H156ZM249 76H250V78H249ZM253 76H255V77H253ZM56 77V78H55ZM91 77V78H90ZM16 78H17V76L15 77V82H16ZM37 78V80H39L40 81V78H39V75H38V77H36ZM61 78V77H60ZM77 78V79H76ZM105 80H104V79ZM113 78V79H112ZM122 78V79H121ZM126 80H125V79ZM129 78V80H127ZM138 78V79H137ZM163 77H160V79L163 81L164 79H162ZM190 78V80H192L191 81V83H193V81H196L195 80V77H192L191 78V76L189 77ZM260 80H259V79ZM11 81H10V80ZM68 79V80H67ZM80 79V80H79ZM101 79V80H100ZM117 81H116V80ZM132 79H137V80H135V82H136V84H135V82H133L134 80H132ZM152 79V80H151ZM251 79H252V81L253 82H251ZM18 80V79H17ZM51 82H50V81ZM60 80V81H59ZM85 80V81H84ZM90 80V81H89ZM109 80V81H108ZM124 80V81H123ZM139 80V81H138ZM146 80V81H145ZM151 80V81H150ZM158 80V81H157ZM2 81H3V83H2ZM55 81V82H54ZM81 81V82H80ZM104 81V82H103ZM107 81L109 82V83H107ZM112 81H115V82H117V84L119 85L120 83V88H121V86H125V87H122L121 89L118 87V90L120 91V93H119V96L117 95V94H115L116 96H115V98H114V96H111L110 97V95H111V92H112V90L113 89H115L114 87H115V82H113L112 83ZM128 81V82H127ZM144 81V82H143ZM153 81V82H152ZM5 82V83H4ZM81 84H79V83ZM86 82V83H85ZM120 82V83H119ZM123 82V83H122ZM130 82V83H129ZM150 84H148V83ZM151 82H152V84H151ZM157 82H160V83H157ZM197 82V81H196ZM260 82V83H259ZM11 83H13L12 84V86H9V85H11ZM17 83H18V81H17ZM46 83H48V84H46ZM57 85H56V84ZM107 83V85L108 86H106V85H104V84H106ZM110 83H112V84H110ZM137 83H139V84H137ZM144 83V84H143ZM147 83V84H146ZM157 83V84H156ZM195 83V82H194ZM193 83V84H194ZM198 83V82H197ZM218 82H214L212 85H211V87H214V88H210L209 89V93L211 94H213V98H209L210 99V101H208L204 106H200V108H199V106L197 107V108H195L194 109V113L196 114V116H197V119H198V121H200L199 122V124L201 123V127L202 128H204V129H209V128H211V127H214V125H215V117L217 116V115H215V113L217 114V108H216V106L215 105H213L214 103V98H215V95H216V93H218L217 91L219 90V84H217ZM110 84V85H109ZM124 84V85H123ZM131 84H134V85H131ZM146 84V85H145ZM13 85H14V87H13ZM56 85V86H55ZM137 85V86H136ZM195 85V84H194ZM217 85H218V87H217ZM1 86H3V87H1ZM59 86V87H58ZM86 86V87H85ZM100 86V87H99ZM106 86V87H105ZM112 86H114V87H112ZM127 86V87H126ZM131 88H130V87ZM133 86V87H132ZM135 86V87H134ZM146 86V87H145ZM154 88H153V87ZM196 86V85H195ZM198 86V85H197ZM10 87H12V88H10ZM46 87V88H45ZM136 87H137V89L138 88H142V89H144L145 88V90L146 89H149V87H150V89H149V91H151V92H148V93H145L144 95H145V97H144V99L141 101V102H138V100H140V99H137L136 97H134V98H132V102L133 101H135L136 102V100H137V103H140V104H135L134 105V107L133 108H130V111L127 113L125 110V112H126V114H125V112H123V110H120V106H118L119 104H121L122 102H125L126 100H122V98L123 97H121V96H129L132 92H133V96L136 94L135 93V90H136ZM182 86H178V89H182L181 88ZM42 88H45V89H42ZM58 88V89H57ZM85 88V89H84ZM92 88H94V89H92ZM96 88V89H95ZM112 88V89H111ZM124 88V89H123ZM126 88H128V89H126ZM156 88V89H157ZM198 87H195V89H197ZM11 89V90H10ZM61 89V90H62ZM63 89V90H64ZM98 89V90H97ZM104 89V90H103ZM106 89V90H105ZM110 91H109V90ZM126 89V90H125ZM141 89V90H142ZM217 89V91L215 92V90ZM9 90V91H8ZM45 90H47V91H45ZM58 90V91H57ZM84 90V91H83ZM95 90V91H94ZM129 90H131V91H129ZM140 90V89H139ZM140 90V91H141ZM214 90V91H213ZM60 91V92H59ZM67 91H69V90H67ZM83 91V92H82ZM104 91H105V93H104ZM108 91V92H107ZM122 91H123V93H122ZM124 91H126V93H124ZM148 91V90H147ZM211 91V92H210ZM9 92V93H8ZM38 92H39V95H38ZM48 92V93H47ZM51 92V93H50ZM53 92V93H52ZM82 92V93H81ZM102 92V93H101ZM156 92H157V94H156ZM214 92V93H213ZM12 93V94H11ZM41 93V94H40ZM42 93L43 94H45V95H42ZM50 93V94H49ZM60 93V94H59ZM122 93V95H120ZM135 93V94H134ZM152 93V94H151ZM154 93V94H153ZM208 93V94H209ZM110 94V95H109ZM126 94H128V95H126ZM148 94V95H147ZM153 96H151V95ZM8 95V96H7ZM38 95V96H37ZM49 95V96H48ZM33 96H35V97H33ZM37 96V97H36ZM70 96H71V98H73V99H71L70 98ZM74 96V97H73ZM148 96V97H147ZM154 96H156V97H154ZM39 97H41V98H39ZM77 97V98H76ZM108 97V98H107ZM118 97H120V99L118 98ZM209 97H212L211 95H209ZM33 98H35V99H33ZM38 98V100H36ZM44 98V99H43ZM117 98V99H116ZM153 99V101H152V99ZM161 98V99H160ZM13 99H14V102H13ZM40 99V100H39ZM66 99L64 98V100L66 101ZM124 99V98H123ZM125 99H126V97H125ZM165 99H167V100H165ZM208 99V100H209ZM17 101V104H15V102ZM21 100V101H20ZM24 100V101H23ZM30 100H31V102H30ZM63 100V99H62ZM146 102H145V101ZM165 104H161L162 102ZM171 100V101H170ZM175 100V101H174ZM176 100H178V101H176ZM34 101V102H33ZM35 101H37V102H35ZM45 101V102H46ZM64 101V102H65ZM69 101V102H70ZM105 101V103L103 104V102ZM152 101V102H151ZM158 101H160L161 103H157ZM165 101V102H164ZM213 101V102H212ZM7 102H10V103H7ZM24 102H28V105L30 106H28L26 103H24ZM66 102H68V101H66ZM171 102V103H170ZM212 102V103H211ZM8 105H7V104ZM23 103H24V106H23ZM58 103V104H59ZM119 103V104H118ZM134 103V102H133ZM155 103H156V105H155ZM170 103V104H169ZM4 104V105H3ZM22 106H21V105ZM30 104H32V106L30 105ZM78 104H79V106H78ZM114 104V105H115ZM142 104V106H140L139 107V105H141ZM244 104V103H243ZM240 104V107L238 108V111L239 112H241L242 114V116L244 115L245 116V113H246V111H244L243 112V110H245V108H246V104ZM5 105H7L8 107H6ZM12 105V106H11ZM101 104H99V106H100ZM147 105V106H146ZM148 105H149V107H148ZM153 105L154 106H158V105H161V110H162V112H163V114H164V116L165 117H168L166 120H168V121H166V123H170L171 121H172V123H170L169 125H172V127L171 126H168V124H166V126L165 127H163L159 132H160V135H159V138L157 139V142H156V146H155V149H154V151L150 154V156H149V159H148V157H146V155L145 156H140L142 153H143V155H144V146H143V142H144V140L143 139H146V138H144V137H147L148 135V133L147 132H145V126H143V125H145L146 124V121L144 120L145 118L144 117H146L147 115H146V113H149L150 114V112H152V114H154V115H156V112L154 111L155 109H153ZM163 105V106H162ZM10 106V107H9ZM18 106H20V107H18ZM28 106V108L27 109H25L26 107ZM36 106V107H35ZM75 106H77V107H75ZM80 106H82L81 108H80ZM139 108H138V107ZM145 106L148 108H145ZM178 106V107H177ZM244 106V107H243ZM17 107V108H16ZM85 109H84V108ZM95 107V108H94ZM118 107H120V108H118ZM21 108V109H20ZM32 108H34V109H32ZM76 108H80V109H76ZM138 108V109H137ZM144 108L146 109V110H144ZM182 108V109H181ZM215 108H216V110H215ZM241 108V109H240ZM106 109H109V110H107L108 112V114H110V113H112L111 114V118H109V117H107L106 119L104 118V122H105V120H106V123H109L110 124V122H112V120L114 119L115 120V122L116 123H114V126L115 127H117L116 129L114 128V133L116 134V137H118V139H120V140H126V141H128L129 143H131V146H130V144H129V146L130 147H128L129 148V150H128V148H124L125 149V152L122 150L123 148H119L120 149V151H122V152H120L119 151V149H116V153L118 154L117 155V158H115L116 156H114L115 155V152L113 153V152H111L112 150H111V148L109 149V145L112 147V145L110 144V143H108L107 144V142L106 143H104V139L103 140H101V141H103V142H99L98 144V146H97V144L95 145V148H93L91 151H89V153H88V150H85V148H86V145H88V144H86L87 142L86 141H84L81 137H79V135L81 136V134H80V131L81 132H91L93 129H94V127H97L98 129H99V127H101L102 126V128L101 129H99V131L100 130H104V127H105V125H109V124H106V123H103L102 121H103V119H100L99 120V116L98 115H100V112L98 111H96V110H100L101 111V113L102 112H104V111H102V110H106ZM118 109H119V111H118ZM133 109H134V112H133ZM135 109H137V110H135ZM141 109H143V110H141ZM173 109V110H172ZM9 110V111H8ZM11 110V111H10ZM20 110V111H19ZM25 110V111H24ZM150 110H152V111H150ZM214 110H215V113H214ZM31 113H30V112ZM77 111V112H76ZM122 111V112H121ZM136 111H140L139 113H140V115H142V116H140L139 114H138V112H136ZM145 113H144V112ZM150 111V112H149ZM165 111V112H164ZM189 111V112H188ZM6 112L8 113V114H6ZM19 112V113H18ZM21 112V113H20ZM73 112V113H72ZM144 114H143V113ZM155 112V113H154ZM201 112V113H200ZM9 113H11V114H9ZM14 113H17V114H14ZM30 113V114H29ZM71 113V114H70ZM96 113H99L98 115H96ZM136 115H139V116H136ZM173 113V114H172ZM198 113V114H197ZM200 113V114H199ZM134 114V115H133ZM148 114V115H149ZM166 114V115H165ZM84 115H85V117H84ZM182 115H184V116H182ZM72 116V117H71ZM76 116V117H75ZM87 116H88V118H87ZM91 116V117H90ZM98 116V117H97ZM144 116V117H143ZM9 117V118H8ZM67 117V118H66ZM71 117V118H70ZM79 117V118H78ZM100 117H101V115H100ZM120 117V118H119ZM130 117V118H129ZM139 117V118H138ZM8 118V119H7ZM13 118H11V119H13ZM60 118V119H59ZM62 118H64V119H62ZM77 118V119H76ZM85 118V119H84ZM127 118V119H126ZM133 118H135V119H133ZM143 118V119H142ZM174 119V120H170V119ZM182 118V119H181ZM5 119H3L4 121H5ZM11 119H9L8 121H10ZM46 119V117L45 116H42V119H40L41 121V123H42V120H45ZM62 119V120H61ZM67 119V120H66ZM72 119V120H71ZM75 119V120H74ZM80 119H81V121H80ZM95 119H97L96 121H95ZM108 119L110 120L109 122H107L108 121ZM128 119H129V122H128ZM140 119H142V120H140ZM59 120H60V122H59ZM79 122H78V121ZM92 120V121H91ZM113 120V121H114ZM119 122H118V121ZM132 120V121H131ZM144 120V121H143ZM179 120V121H178ZM180 120H181V122H180ZM99 121V122H98ZM170 121V122H169ZM183 121V122H182ZM63 122V123H62ZM72 122V123H71ZM81 122V123H80ZM100 122H102V123H100ZM131 122V123H130ZM138 122V123H137ZM203 122V123H202ZM60 123V124H59ZM76 123V124H75ZM94 123V124H93ZM97 123H99L98 124V126H96V124ZM121 123V124H120ZM182 123V124H181ZM40 124V123H39ZM38 124V125H39ZM78 124V125H77ZM116 124H117V126H116ZM120 126H119V125ZM175 124H177L178 126H176ZM38 125H36V126H38ZM100 125V126H99ZM185 125V126H184ZM59 126V127H58ZM76 126H79V127H76ZM87 127V128H86ZM142 127V128H141ZM144 127V128H143ZM171 127V128H170ZM185 127V128H184ZM58 128H59V130H58ZM77 128V129H76ZM85 128V129H84ZM91 129V130H89V129ZM96 128V129H97ZM106 128H107V126H106ZM106 128H105V130H106ZM124 128V129H123ZM80 129V130H79ZM145 129V130H144ZM56 130H57V132H56ZM103 130H102V133H103ZM118 130H120V131H118ZM164 130V131H163ZM178 130V131H177ZM60 131V132H59ZM79 133V135H78V133ZM145 133H144V132ZM76 132V133H75ZM142 132V133H141ZM165 132V133H164ZM171 132V133H170ZM50 133V134H49ZM119 134V136H118V134ZM163 133V134H162ZM178 133V134H177ZM180 133H182V134H180ZM45 134V133H44ZM55 134V135H54ZM120 134H121V137H120ZM123 134H125L124 135V138L122 137L123 136ZM165 134H167V135H165ZM129 137H128V136ZM143 135V136H142ZM55 136V137H54ZM62 136H63V138H62ZM75 137V138H74ZM129 139H128V138ZM130 137H132L133 139H131ZM141 137V140L139 139L138 140V138H140ZM163 137V138H162ZM165 137V138H164ZM21 138V137H20ZM54 138V139H53ZM62 138V139H61ZM66 138H67V140H69L68 142H70V143H68L67 142V140H66ZM79 138V139H78ZM81 138V139H80ZM135 138L137 139V141H135ZM143 138V139H142ZM168 138H169V140H168ZM241 138V137H240ZM239 138V140H241V141H245L244 140V138L242 137V139H240ZM60 139V140H59ZM77 139V140H76ZM131 139V141H129ZM173 139V140H172ZM19 140V141H18ZM18 140H17V145H16V149L17 148H19V149H22L21 147H20V145H21V143H22V146H26L25 144L27 143V141L25 142L23 139V141L25 142H22V140L21 139H19L18 138ZM61 140L63 141V142H61ZM81 140V141H80ZM158 140H160L159 142H158ZM176 140V141H175ZM180 140V141H179ZM184 140V141H183ZM74 141H76V143L74 142ZM126 141H125V143H126ZM134 141V142H133ZM241 141H239L240 143H243V142H241ZM254 141H256L257 142V140H254ZM253 141V142H254ZM20 142V145H18V143ZM72 142H74V143H72ZM80 142H81V144H83V145H81L80 144ZM127 142V143H128ZM173 142V143H172ZM181 142V143H180ZM252 142V143H253ZM85 143V144H84ZM172 143V144H171ZM258 143V144H257ZM256 144L258 145V146H256L255 145V142L253 143L256 147H254V145H252L251 143L250 144H248V146L247 147H250L251 149H254V148H259V150H260V147H261V144L259 143V142H257ZM55 144H57L56 146H55ZM67 146L66 148H65V145ZM78 144H80L81 145V147H80V145H78ZM103 144V145H102ZM134 145V147H133V145ZM138 144V145H137ZM179 144V145H178ZM74 147H73V146ZM85 145V146H84ZM102 147H101V146ZM106 145V146H105ZM140 145H142L141 147L142 148H140ZM173 145H174V147H173ZM249 145H252V146H249ZM260 145V146H259ZM2 148H3V146L2 145H0ZM17 146H19V147H17ZM59 148H58V147ZM68 146H70V148H68ZM78 146V147H77ZM83 146V147H82ZM108 146V147H107ZM0 147V148H1ZM55 147V148H54ZM80 147V148H79ZM98 147V148H97ZM100 147H101V150H100ZM107 147V148H106ZM132 147V148H131ZM254 147V148H253ZM59 150V151H56L57 149ZM83 148V149H82ZM97 148V150H94V149H96ZM55 149V150H54ZM133 149L135 150V152L133 151ZM1 150V149H0ZM43 150V151H42ZM54 150V151H53ZM84 150V151H83ZM105 152H104V151ZM127 150V151H126ZM131 150V151H130ZM156 150V151H155ZM228 150V149H227ZM230 150V153L227 151V153H223V152H221V154L220 153H218V155L221 157L222 156V159L221 158H218L217 157V154H213V159H210L209 158V156L211 157V155L212 154H210V153H208L207 155H208V158L209 159H207V161L208 162H206V165L205 166H203L202 168H200L198 171L199 172H197V173H195L194 174V178L192 179V183H191V185L193 184V186L192 187H196L194 190H196V189H199L200 188V184H201V186L204 184L205 185V183H203V182H205V181H203L202 179L204 178V176H206L204 173H205V171L203 170V169H205L206 170V173H209V171L210 170H212V169H214V168H217V166L219 167V168H217L218 170L220 169V167L223 165V166H225L224 164H227V162H231V160H229L231 157H233L234 156V152H231V149H229ZM17 151H19V150H17ZM94 151V152H93ZM95 151H97L96 153H95ZM128 151H130V152H128ZM133 151V152H132ZM6 152H8V151H6ZM99 152V153H98ZM108 152V153H107ZM132 152V153H131ZM140 153V155H139V153ZM159 154H158V153ZM8 153H12V152H8ZM42 153V154H41ZM54 153H55V155H54ZM75 153V154H74ZM108 155H107V154ZM112 153H113V156H112ZM120 153H121V155H120ZM124 153H125V155H126V157L129 159L128 161H127V159H126V157L124 156ZM180 153V154H179ZM233 153V154H232ZM45 156H44V155ZM74 154V155H73ZM128 154V155H127ZM157 155V157H156V155ZM21 155V156H20ZM23 155V156H22ZM35 155V156H34ZM54 157H53V156ZM100 155V159L98 158V156ZM102 155V156H101ZM110 155V156H109ZM120 155V156H119ZM227 155V156H226ZM229 155V156H228ZM28 156V157H27ZM30 156V157H29ZM41 156V157H40ZM48 156V157H47ZM106 156H109V157H105ZM133 156H135L133 159L131 158V157H133ZM141 158H139V157ZM226 156V157H225ZM259 156V155H258ZM3 157H1V158H3ZM18 157H20V158H18ZM93 157H95V158H93ZM102 157V158H101ZM137 157H138V159H137ZM144 157H146V158H144ZM182 157V158H181ZM51 158V159H50ZM98 158V159H97ZM159 158V159H158ZM234 158V157H233ZM244 159H243V164H245V162L247 161V159L245 158V157H243ZM14 159H16V160H14ZM27 159H29V160H27ZM77 159V160H76ZM102 159V160H101ZM104 159V160H103ZM110 159V160H109ZM125 159V160H124ZM235 159V158H234ZM36 160V161H37ZM101 161V162H97V161ZM132 160V161H131ZM151 160V161H150ZM210 160H213V161H211V162H213L212 164H211V162H210ZM26 161V162H25ZM73 161V162H72ZM116 161V162H115ZM121 161H123V162H121ZM140 161V162H139ZM143 161V162H142ZM225 163H224V162ZM227 161V162H226ZM15 162V163H14ZM27 162H28V164H27ZM75 162V163H74ZM114 162V163H113ZM181 162V163H180ZM31 163H32V161H31ZM118 163V164H117ZM155 163V164H154ZM222 163V164H221ZM247 164H245V166H247L248 165V162H246ZM26 164V165H25ZM72 164H73V166H72ZM103 164V165H102ZM114 164V165H113ZM208 164V165H207ZM65 165V164H64ZM157 165V166H156ZM165 167H164V166ZM170 165V166H169ZM175 165V166H174ZM179 165V166H178ZM220 165V166H219ZM4 166V167H3ZM7 166V168H5ZM68 166V168H66ZM113 166H115V167H113ZM120 166V167H119ZM159 166V167H158ZM169 166V169L167 168ZM173 166V167H172ZM216 166V167H215ZM222 166V167H223ZM263 167H264V165H262ZM2 167V168H1ZM145 167V168H144ZM160 167H161V169H160ZM163 167V168H162ZM170 167H171V169H170ZM176 167V168H175ZM211 167H213V168H211ZM262 167V168H263ZM224 168V167H223ZM251 167H248V168H245V170H249ZM261 168V166H259V169L258 168H256V169H253V168H251L252 170H249L250 172H251V174L252 175H254V172H257L258 174L257 175H255L256 176V178L258 177V181L264 176V174L262 175V173H264L262 170H264V168L262 169H260ZM163 169V170H162ZM165 169H168V170H171L170 171V173H172L171 174V176L169 175V173H168V175H165L164 173H162L163 171L165 172ZM173 169H175V170H173ZM222 169V168H221ZM220 169V170H221ZM3 170V171H2ZM7 170V171H6ZM58 170V171H57ZM60 170V171H59ZM64 170V171H63ZM67 170V171H66ZM148 170V171H147ZM200 170H202V171H204L203 173H202V171H200ZM209 170V171H208ZM260 170V171H259ZM158 171L160 172V174L158 173ZM253 171V172H252ZM262 171V172H261ZM7 172V173H6ZM55 172V173H54ZM114 172V173H113ZM261 174H260V173ZM81 173V174H80ZM154 175H153V174ZM155 173H156V175H155ZM157 173H158V175H157ZM161 173H162V176H161ZM173 173L175 174V175H173ZM200 173H201V175H200ZM116 175H118V177L119 178H117L116 177ZM177 175V176H176ZM180 175H181V177H180ZM196 175H198L197 177H196ZM204 175V176H203ZM5 176V177H4ZM113 177V178H112ZM165 177V178H164ZM196 177V178H195ZM10 178H12V179H10ZM52 178V179H51ZM156 178H158V179H156ZM176 178V179H175ZM200 178V179H199ZM260 178V179H259ZM114 179V180H113ZM116 179L118 180V181H116ZM154 179V180H153ZM164 179V180H163ZM1 180V179H0ZM52 180V181H51ZM54 180V181H53ZM111 180V181H110ZM120 180H122V181H120ZM157 180V181H156ZM199 180V181H198ZM203 182H202V181ZM7 181V182H6ZM10 181V182H11ZM156 181V182H155ZM159 181H161V182H159ZM194 181H195V183H194ZM9 182V183H10ZM48 182V183H47ZM109 184H108V183ZM115 182V184H112V183H114ZM119 182V184H117ZM158 182H159V184H158ZM8 183V184H9ZM52 183V184H51ZM54 183V184H53ZM124 183V184H123ZM47 184H48V186H47ZM123 184V185H122ZM180 184V185H179ZM4 185V186H5ZM126 185V186H125ZM115 186V187H114ZM117 186V187H116ZM122 186V187H121ZM49 187V188H48ZM52 189H51V188ZM109 187V188H108ZM113 187H114V189H113ZM199 187V188H198ZM111 188V189H110ZM178 188H180L179 189V191H177L178 190ZM48 189V190H47ZM120 189V190H119ZM123 189V190H122ZM39 190V191H38ZM112 190H113V192L114 191H117V192H114V193H111L112 192ZM173 190V191H172ZM37 191V192H36ZM122 191V192H121ZM197 191V190H196ZM121 192V193H120ZM52 194V195H51ZM108 194V195H107ZM124 194V195H123ZM133 194V195H132ZM131 195V196H130ZM158 195V196H157ZM176 195V196H175ZM128 196V197H127ZM135 196V197H134ZM131 197V198H130ZM204 197V198H203ZM199 198V199H198ZM201 198H203V199H201ZM175 199H177V200H175ZM196 199V200H195ZM39 200V201H38ZM86 200V201H85ZM126 200V201H125ZM146 200V201H145ZM148 200H150V201H148ZM208 202V207H207V202ZM30 201V202H31ZM36 201V202H35ZM133 201V202H132ZM144 201V202H143ZM155 201V202H154ZM177 201V202H176ZM210 201V200H209ZM252 201V199H250V202ZM96 202V203H95ZM206 202V203H205ZM211 202V201H210ZM213 203H214V201H212ZM224 202H225V200H224ZM32 203V202H31ZM141 203V204H140ZM193 203H196V204H194V206L196 205L197 206V208H196V206L194 207L193 206ZM125 204V205H124ZM133 204V205H132ZM145 204V205H144ZM153 204V205H152ZM154 204L157 206L156 208L158 209V207H159V209L158 210H154ZM192 204V205H191ZM214 204H216L217 205V203H214ZM213 204V206H215ZM128 205V206H127ZM150 205V206H149ZM152 205V206H151ZM192 207H191V206ZM234 205V204H233ZM132 206V207H131ZM206 206L207 208L205 209L204 207ZM235 206V205H234ZM36 207H38V208H36ZM128 207V208H127ZM151 207H153L152 209V211L155 213V215H154V213H152V211L150 210L151 209ZM201 207L202 208H204L203 210L201 209ZM122 208V209H121ZM155 208V209H156ZM178 208V209H177ZM191 208H192V210L194 211H192L191 210ZM50 211H49V210ZM201 209V210H200ZM51 210H53L52 212H51ZM127 210H130V211H127ZM149 210H150V212H149ZM180 210H181V212H182V210H183V212L181 213L180 212ZM78 211V212H77ZM144 211V212H143ZM242 211V212H241ZM244 211H246V209L245 208H240V213H243ZM40 212V211H39ZM90 212V213H89ZM159 212V213H158ZM197 212H199V213H197ZM133 213V214H132ZM151 213V214H150ZM180 213H181V215H180ZM192 215H191V214ZM196 213V214H195ZM132 214V215H131ZM142 214V215H141ZM146 216H145V215ZM149 214V215H148ZM153 214V215H152ZM158 215V218L160 219V221H159V223L156 225V226H152V222L151 223H149V221H153V220H151L152 218L154 219L155 218V216H157ZM160 214V215H159ZM197 214H199V215H197ZM200 214L203 216V218H202V216L200 217ZM68 215V216H67ZM135 215V216H134ZM182 215H183V217H185L184 215H188V217H185V218H181L180 219V217H182ZM53 216V217H52ZM96 216V217H95ZM129 218H128V217ZM152 216V217H151ZM164 216V217H163ZM180 216V217H179ZM189 216L191 217V219L189 218ZM194 216H196V217H194ZM17 217V219H15ZM151 217V218H150ZM178 217V218H177ZM194 217V218H193ZM50 218V219H49ZM75 218V219H74ZM164 218V219H163ZM193 218V219H192ZM201 218V219H200ZM15 219V220H14ZM134 219V220H133ZM163 219V220H162ZM180 219V220H179ZM185 219V220H184ZM197 221H195V220ZM48 220V221H47ZM92 220V221H91ZM127 220V221H126ZM129 220H131L130 222H129ZM136 220V221H135ZM191 220V221H190ZM194 220V221H193ZM18 221V222H17ZM51 221V222H50ZM135 221V222H134ZM182 221H184V222H182ZM201 221V222H202ZM209 221V220H208ZM33 222V223H32ZM137 222V223H136ZM144 222V223H143ZM179 222V223H178ZM186 222V223H185ZM189 222V223H188ZM192 222H193V224H192ZM196 222V223H195ZM204 222V221H203ZM263 222H264V220H263ZM49 223V224H48ZM85 223V224H84ZM99 223V224H98ZM129 223H134L133 225L132 224H129ZM141 223V224H140ZM148 223L150 224V226L148 225ZM183 223H185V224H183ZM93 224V225H92ZM187 224V225H186ZM206 224V225H205ZM93 227H92V226ZM131 225V226H130ZM136 225V226H135ZM177 225V226H176ZM75 226H77V227H75ZM79 226H81V227H79ZM98 226V227H97ZM204 226H206V227H204ZM25 227V228H26ZM97 227V228H96ZM126 227V228H125ZM139 227V228H138ZM148 227L149 228H152L153 227V229L151 230H149L148 229ZM157 228V229H155V228ZM164 227V228H163ZM34 228H36V226L34 227ZM141 229V231H142V233L145 231L144 229H148L147 231H145V233H143L144 235H149V237H148V239L146 240V242H151V243H153V246H152V248H150L151 249V251H150V249H148V250H144V249H142L141 250V247H140V245L139 244H136L134 241H135V239H136V237H137V234H135V232H136V230L135 229ZM143 228V229H142ZM191 228H192V230H191ZM197 228V229H196ZM200 228H204L203 230H201ZM85 229V230H84ZM99 230V232H100V230H101V232L99 233L97 230ZM137 229V232L138 231H140V230H138ZM190 229V230H189ZM211 229V231L210 232H208L209 230ZM144 230V231H143ZM187 230V231H186ZM197 230V231H196ZM198 230H201V231H203V232H201V231H199L198 232ZM214 230V231H213ZM1 231V230H0ZM83 231V232H82ZM97 231V232H96ZM135 231V232H134ZM148 231H151V232H148ZM195 231V232H194ZM70 232V233H69ZM72 232V233H71ZM93 232V233H92ZM136 232V233H137ZM148 232V233H147ZM166 232V233H165ZM189 232V233H188ZM213 232V233H212ZM258 232V233H257ZM257 232H256V234H255V237H254V239L252 240H249V243H248V248L246 247V250L248 251V254L246 253V252H244L245 253V255H244V257H242V259H244V260H242V259H240V260H235L236 261V263H235V261L234 262H231L230 264H264V242L262 243L261 241H264V225H263V227L262 228H260L259 230H257ZM3 233V234H2ZM4 233H8L7 235L6 234H4ZM9 233L10 232H0V239H2V241H1V243L0 244H2V242H3V244L1 245V250H0V253H2V252H4V251H2L3 250V248H6V246L4 247V242H6V240H7V238H9V237H7L8 235H9ZM99 233V234H98ZM120 233V234H119ZM147 233V234H146ZM164 233V234H163ZM167 233H169V235L167 234ZM181 233H182V235H181ZM194 233V234H193ZM202 233V234H201ZM2 234V235H1ZM62 234H63V236H62ZM73 234V235H72ZM101 234V237H104V240H102V242L106 245H104V244H100V243H98L97 242V235H100ZM114 234V235H113ZM184 234V235H183ZM215 234V233H214ZM213 234V235H214ZM6 235V236H5ZM95 235V236H94ZM130 235V236H129ZM166 235V236H165ZM168 235V236H167ZM209 235H210V237H209ZM10 236V235H9ZM83 236V237H82ZM107 236V237H106ZM151 236V237H150ZM164 236V238H161V237H163ZM189 238H188V237ZM202 236H203V239H202ZM2 237H4V238H2ZM7 237V238H6ZM57 237V238H56ZM95 237V238H94ZM110 237V238H109ZM207 237V238H206ZM77 238V239H76ZM78 238H80V239H78ZM93 238H94V240H93ZM106 238V239H105ZM109 238V239H108ZM132 238V239H131ZM160 238L162 239V240H160ZM195 238V239H194ZM4 239V240H3ZM90 239V240H89ZM103 239V238H102ZM108 239V240H107ZM127 239V240H126ZM164 239V240H163ZM213 239V238H212ZM9 240V239H8ZM67 240V242H65ZM68 240H70L69 241V243H68ZM73 240V241H72ZM78 240H81L80 242L78 241ZM88 240V241H87ZM111 240V241H110ZM157 240V241H156ZM172 240V241H171ZM200 242H199V241ZM202 240V241H201ZM57 241V242H56ZM61 243V244H59V242ZM76 241V242H75ZM84 241V242H83ZM109 241V242H108ZM167 241H169V243H167ZM176 241V242H175ZM187 241V242H186ZM206 241H207V243H206ZM252 241V242H251ZM254 241V242H253ZM66 243V245H65V243ZM73 242H75V243H73ZM179 242V243H178ZM167 243V244H166ZM174 243H176L177 244V246H176V249L177 248H179L178 250H176V251H171V244H174ZM70 244V245H69ZM81 244V245H80ZM84 244V245H83ZM108 244V245H107ZM75 245H76V247H75ZM98 245V246H97ZM104 245V246H103ZM168 245V246H167ZM170 245V246H169ZM59 246H60V248H59ZM62 246V247H61ZM78 246V247H77ZM90 246V247H89ZM103 246V247H102ZM115 246V247H114ZM120 246V247H119ZM205 246V247H204ZM3 247V248H2ZM58 247V248H57ZM81 247V248H80ZM208 247V248H207ZM91 248V249H90ZM101 250H100V249ZM158 248H160V249H158ZM195 248V249H194ZM205 248V249H204ZM259 248V249H258ZM60 249H61V251H60ZM98 249H99V251H101V252H98ZM203 249H204V251H203ZM58 250L60 251V252H58ZM80 250V251H79ZM83 250V251H82ZM91 252H90V251ZM104 250L105 251H107V252H104ZM183 250V251H182ZM187 250H188V252H187ZM68 251H70V252H68ZM111 251V252H110ZM208 251V252H207ZM253 251V252H252ZM90 252V253H89ZM169 252V253H168ZM197 252V254L194 256L193 254H195ZM200 252H203L202 253V255H201V253ZM69 254L68 256V259H67V255L65 256V254ZM102 254L103 253V255L101 256L100 254ZM243 253V254H244ZM70 254H72L71 255V257H70ZM249 254H251V255H249ZM2 255H4V253L3 254H1V256L0 257H2ZM82 255V256H81ZM87 255V256H86ZM62 256V257H61ZM172 256H173V258H172ZM193 256H194V258H193ZM243 256V255H242ZM246 256V257H245ZM249 256H250V258H249ZM72 257H74V258H72ZM185 257V258H184ZM79 258V259H78ZM71 259H73V260H71ZM180 259V260H179ZM246 259H248V260H246ZM66 260V261H65ZM94 260H95V262H94ZM102 260V261H101ZM173 260V261H172ZM194 260V261H193ZM209 260V261H208ZM1 261H2V263H1ZM232 261V260H231ZM243 261H245V262H243ZM247 261V262H246ZM4 261V258H2V260L0 259V264H6V263H8V262H5ZM66 262H68V263H66ZM97 262H99V263H97ZM101 262V263H100ZM230 262V261H229ZM229 262H227L226 264H229ZM215 264L212 260H210V259H206L204 262H200L199 264ZM9 264V263H8Z\"/></svg>","mask_w":264,"mask_h":264}]
</instances>
